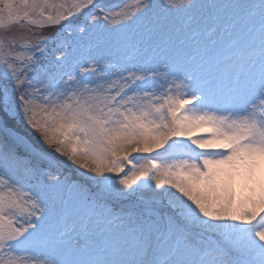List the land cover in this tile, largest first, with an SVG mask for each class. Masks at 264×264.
I'll return each mask as SVG.
<instances>
[{
    "label": "snow or ice",
    "instance_id": "snow-or-ice-1",
    "mask_svg": "<svg viewBox=\"0 0 264 264\" xmlns=\"http://www.w3.org/2000/svg\"><path fill=\"white\" fill-rule=\"evenodd\" d=\"M0 94V264H264V0H0Z\"/></svg>",
    "mask_w": 264,
    "mask_h": 264
},
{
    "label": "rangeland",
    "instance_id": "rangeland-1",
    "mask_svg": "<svg viewBox=\"0 0 264 264\" xmlns=\"http://www.w3.org/2000/svg\"><path fill=\"white\" fill-rule=\"evenodd\" d=\"M112 2H113V3H118V2H120V0H112ZM54 32H55V29H46V30H45V34H47V35H52V33H54ZM0 99H2V94H0ZM4 117H5L7 120H5ZM0 119H3L4 122L6 123L7 127L13 129V130L16 131L17 133H19V134H21V135H27V134H28V130L25 128V126H24L22 123H19L17 119L9 118V117H7V116L5 115V113L3 112V105H2V103H0ZM11 119H13V120H14V123L19 127V129H21L22 132L25 131V133H22L21 131L19 132L18 130L14 129V127L11 126L12 124L9 123V121H8V120H11ZM157 151H158V152H162L163 149H159V150H157ZM155 154H156V153H153V155H155ZM60 159L62 160V157H61ZM63 159H64V158H63Z\"/></svg>",
    "mask_w": 264,
    "mask_h": 264
},
{
    "label": "trees",
    "instance_id": "trees-1",
    "mask_svg": "<svg viewBox=\"0 0 264 264\" xmlns=\"http://www.w3.org/2000/svg\"><path fill=\"white\" fill-rule=\"evenodd\" d=\"M5 118V117H4ZM5 120H7L6 118H5ZM9 121V123H11L12 125L11 126H13L14 127V129H16V130H18L19 132L21 131L22 132V130L21 129H19V127L14 123V120L13 119H11V120H8ZM22 133H25V131H23ZM62 160H63V158H62ZM65 163H67L66 161H65Z\"/></svg>",
    "mask_w": 264,
    "mask_h": 264
},
{
    "label": "bare ground",
    "instance_id": "bare-ground-1",
    "mask_svg": "<svg viewBox=\"0 0 264 264\" xmlns=\"http://www.w3.org/2000/svg\"><path fill=\"white\" fill-rule=\"evenodd\" d=\"M133 155H139V154H135V153H134Z\"/></svg>",
    "mask_w": 264,
    "mask_h": 264
}]
</instances>
